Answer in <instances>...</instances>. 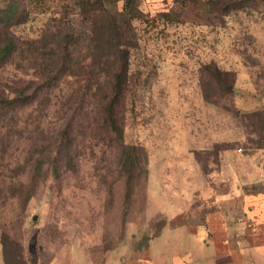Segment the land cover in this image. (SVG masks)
Returning a JSON list of instances; mask_svg holds the SVG:
<instances>
[{
    "label": "rangeland",
    "instance_id": "374dc122",
    "mask_svg": "<svg viewBox=\"0 0 264 264\" xmlns=\"http://www.w3.org/2000/svg\"><path fill=\"white\" fill-rule=\"evenodd\" d=\"M102 2L0 0L5 264L119 262L264 166V0Z\"/></svg>",
    "mask_w": 264,
    "mask_h": 264
},
{
    "label": "crops",
    "instance_id": "0c3cea01",
    "mask_svg": "<svg viewBox=\"0 0 264 264\" xmlns=\"http://www.w3.org/2000/svg\"><path fill=\"white\" fill-rule=\"evenodd\" d=\"M259 156L264 161V152ZM259 162L252 191L238 184L198 209L177 207L157 235L110 264H264V166ZM0 264H5L2 254Z\"/></svg>",
    "mask_w": 264,
    "mask_h": 264
},
{
    "label": "trees",
    "instance_id": "16d2710c",
    "mask_svg": "<svg viewBox=\"0 0 264 264\" xmlns=\"http://www.w3.org/2000/svg\"><path fill=\"white\" fill-rule=\"evenodd\" d=\"M81 3H83L86 6H90L91 0H80ZM135 0H126L125 6L126 8H130L133 6ZM94 2H102V0H94ZM103 3V2H102ZM104 5V3H103ZM14 13L12 11L9 12V15L6 19V22H9L12 20ZM12 48V44L8 43V45L5 47V50H10ZM127 52L121 50L119 52V59L122 60L123 68H121L120 72L116 74V82H113L112 92L114 96L120 97L121 94H124L127 92L126 90L129 89L131 82H127V76H128V66L126 64L127 61ZM217 76L222 77L223 73L219 70H215ZM124 76V81L122 82L121 79ZM115 103L108 102L107 104L103 105V111L105 113L104 121L106 124L107 129L115 134L117 137L122 138L123 137V130L122 126L120 124V118L117 115L116 107L114 106ZM128 155V152L125 153ZM128 159V158H127Z\"/></svg>",
    "mask_w": 264,
    "mask_h": 264
},
{
    "label": "built area",
    "instance_id": "2783aa9c",
    "mask_svg": "<svg viewBox=\"0 0 264 264\" xmlns=\"http://www.w3.org/2000/svg\"><path fill=\"white\" fill-rule=\"evenodd\" d=\"M253 227H257V225L256 224H253ZM238 236V235H237ZM239 237V236H238Z\"/></svg>",
    "mask_w": 264,
    "mask_h": 264
},
{
    "label": "water",
    "instance_id": "95a60500",
    "mask_svg": "<svg viewBox=\"0 0 264 264\" xmlns=\"http://www.w3.org/2000/svg\"><path fill=\"white\" fill-rule=\"evenodd\" d=\"M36 219V218H35Z\"/></svg>",
    "mask_w": 264,
    "mask_h": 264
}]
</instances>
